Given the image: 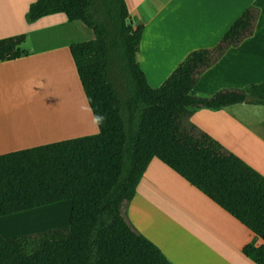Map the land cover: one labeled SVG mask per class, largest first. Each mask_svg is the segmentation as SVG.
<instances>
[{"label":"trees","instance_id":"16d2710c","mask_svg":"<svg viewBox=\"0 0 264 264\" xmlns=\"http://www.w3.org/2000/svg\"><path fill=\"white\" fill-rule=\"evenodd\" d=\"M57 13L93 33L69 51L98 132L0 156V218L70 203L65 227L0 240V264H172L126 217L153 158L261 239L242 253L264 264V177L190 122L198 109L264 106V84L210 97L193 90L253 35L258 9L248 7L213 48L189 53L158 88L137 62L143 25L127 22L124 0H36L25 21ZM25 39H0V61L26 56Z\"/></svg>","mask_w":264,"mask_h":264},{"label":"crops","instance_id":"0c3cea01","mask_svg":"<svg viewBox=\"0 0 264 264\" xmlns=\"http://www.w3.org/2000/svg\"><path fill=\"white\" fill-rule=\"evenodd\" d=\"M35 1L0 0V39L25 34L20 49L27 52L0 61V156L98 132L69 51L70 44L90 41L93 33L63 13L27 24L25 14ZM124 1L132 23L143 25L137 62L152 88L160 87L189 53L213 48L248 7L257 8L253 35L229 48L200 75L193 90L198 97H210L264 84V0ZM83 35L86 40L79 41ZM33 39L35 44L27 48ZM20 83L24 94L33 101L37 94L40 103L50 91L52 105L38 113L14 110ZM43 117L46 125L51 120L58 124L40 131L26 127ZM190 122L264 177V106L198 109ZM126 217L172 264H254L242 249L263 244L157 158L139 181Z\"/></svg>","mask_w":264,"mask_h":264},{"label":"rangeland","instance_id":"374dc122","mask_svg":"<svg viewBox=\"0 0 264 264\" xmlns=\"http://www.w3.org/2000/svg\"><path fill=\"white\" fill-rule=\"evenodd\" d=\"M86 35L81 36L78 40L84 41L86 40ZM34 39L32 42L27 44V48L33 46ZM36 47V46H35ZM23 75L20 74V78L22 79ZM20 96H18V103L13 107L14 110H19L22 113H31V112H40L43 108L48 107V104L45 105L43 102L40 103L38 100V95L35 96V101L31 98L32 95H29L28 98L23 90L24 85L20 83L19 85ZM13 106V105H12ZM69 117V115H67ZM48 119L42 118L40 120H36L33 124H30L29 127H36L37 125H41L46 122ZM37 124V125H36ZM35 125V126H34ZM52 127V126H51ZM64 127V122L62 123V130ZM60 128H55L56 130H60ZM37 130V129H36ZM56 130H52V132H56ZM50 132V133H52ZM71 129L69 128L66 133H70ZM49 133V134H50ZM79 138V137H78ZM74 139V138H73ZM70 203L69 202H61L58 204L50 205L43 207L38 210H31L27 213L12 215L7 218L0 219V240L19 237L29 234H35L38 232H43L47 230H54L63 228L68 223ZM48 216V217H47Z\"/></svg>","mask_w":264,"mask_h":264},{"label":"bare ground","instance_id":"6f19581e","mask_svg":"<svg viewBox=\"0 0 264 264\" xmlns=\"http://www.w3.org/2000/svg\"><path fill=\"white\" fill-rule=\"evenodd\" d=\"M65 89H66L67 91H69L70 94H71L72 90H71V87H69V85H67ZM49 92H50V91H47V93L45 94V96H46V100H45L44 104H45V105H46V104H49V105L51 106L53 101L50 100L51 98L49 99V97H48ZM50 95L52 96L51 92H50ZM68 95H69V94H68ZM53 97H54V96H53ZM49 101H50L51 103H48ZM56 124H58L57 121H53V120H51L50 123H49V125H46V124H43V123H42L41 125H40V124H39V125L36 124V125H37L36 127H33V126H32V127L26 126V127H28V128H33V129H37L38 131H40V130H46V129L50 128V126L55 127ZM34 126H35V125H34Z\"/></svg>","mask_w":264,"mask_h":264},{"label":"water","instance_id":"95a60500","mask_svg":"<svg viewBox=\"0 0 264 264\" xmlns=\"http://www.w3.org/2000/svg\"><path fill=\"white\" fill-rule=\"evenodd\" d=\"M127 22L131 23V20H127Z\"/></svg>","mask_w":264,"mask_h":264}]
</instances>
